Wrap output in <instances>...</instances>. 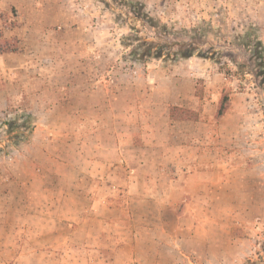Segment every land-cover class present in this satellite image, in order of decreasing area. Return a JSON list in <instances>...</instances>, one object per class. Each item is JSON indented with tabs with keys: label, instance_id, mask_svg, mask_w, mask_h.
Returning a JSON list of instances; mask_svg holds the SVG:
<instances>
[{
	"label": "rangeland",
	"instance_id": "374dc122",
	"mask_svg": "<svg viewBox=\"0 0 264 264\" xmlns=\"http://www.w3.org/2000/svg\"><path fill=\"white\" fill-rule=\"evenodd\" d=\"M0 56V264H264V0H0Z\"/></svg>",
	"mask_w": 264,
	"mask_h": 264
},
{
	"label": "trees",
	"instance_id": "16d2710c",
	"mask_svg": "<svg viewBox=\"0 0 264 264\" xmlns=\"http://www.w3.org/2000/svg\"><path fill=\"white\" fill-rule=\"evenodd\" d=\"M1 51H5L4 49L2 50L1 49ZM194 54V52H193V50H187L186 52H182L181 53V55H182V57H184V58H188V57H191L192 55ZM156 55H157V57H160V53H156ZM262 65V64H261ZM260 77H262V81L264 82V72H260ZM176 108H174V110H175ZM223 113V109L222 110H220V114H222Z\"/></svg>",
	"mask_w": 264,
	"mask_h": 264
},
{
	"label": "crops",
	"instance_id": "0c3cea01",
	"mask_svg": "<svg viewBox=\"0 0 264 264\" xmlns=\"http://www.w3.org/2000/svg\"><path fill=\"white\" fill-rule=\"evenodd\" d=\"M4 59H5V57L0 56V62H1L2 60H4ZM4 92H5V91L0 90V97H5V99L8 100V98H7V94L5 93V95H4ZM7 92H8V91H7ZM7 103H8V102H7Z\"/></svg>",
	"mask_w": 264,
	"mask_h": 264
}]
</instances>
